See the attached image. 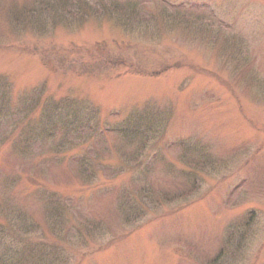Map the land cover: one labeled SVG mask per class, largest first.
<instances>
[{
  "label": "rangeland",
  "instance_id": "1",
  "mask_svg": "<svg viewBox=\"0 0 264 264\" xmlns=\"http://www.w3.org/2000/svg\"><path fill=\"white\" fill-rule=\"evenodd\" d=\"M47 1L0 0L10 242L39 264H264V0Z\"/></svg>",
  "mask_w": 264,
  "mask_h": 264
},
{
  "label": "trees",
  "instance_id": "2",
  "mask_svg": "<svg viewBox=\"0 0 264 264\" xmlns=\"http://www.w3.org/2000/svg\"><path fill=\"white\" fill-rule=\"evenodd\" d=\"M41 3V6L40 7H43L45 5H47L46 3H48L47 0H42ZM54 4L55 5H58L60 6V9H61V6L63 7L62 8V11L64 12H60L62 14V16H68V17H74V15H76V17L78 16H85V14L88 12L89 8L87 7L88 5H86L85 1L84 0H55L54 1ZM75 4H78V5H75ZM70 5V7L68 6ZM79 6V8H78ZM123 6H127L129 7V3L123 5ZM131 6H134L132 5L131 3ZM91 7V9L93 8V6H89ZM36 8V7H34ZM65 8V9H64ZM128 12H131L133 9L132 7L130 9H127ZM45 11V9H44ZM45 12H49V10L45 11ZM31 13H34V12H31ZM67 13V15H65ZM74 13H77V14H74ZM37 17V15H36ZM101 50H104L101 49ZM113 65V64H112ZM139 123L137 126H139L140 124L143 125L142 121L140 122H135L133 123V121H130L129 124L131 126H135V124ZM83 128V127H81ZM81 128H80V131H81ZM134 129V128H133ZM80 131L78 129H76L74 132H73V138H74V134L76 132H79V137H80ZM54 197H50V200H52ZM61 201V200H60ZM61 203V202H60ZM64 212L63 211H54L52 212L51 214L52 215H55V218L56 220H62L64 218ZM8 214V213H7ZM15 220V219H14ZM8 223H11V219L8 221ZM15 225V224H14ZM23 225V221H22V218H21V225ZM17 228L16 226L14 227H11L9 226V228H7L6 225H4L3 223H0V248L2 249L1 251V257H0V264H39L37 262V260H32L31 258L35 259V258H38L40 255L36 256L33 251V253H31L32 250H34L33 247L30 248H27V247H24L23 245V242H21L20 240L18 241H12L10 242L11 240V236H10V233L16 231ZM83 237V235H82ZM28 254V256H27Z\"/></svg>",
  "mask_w": 264,
  "mask_h": 264
}]
</instances>
